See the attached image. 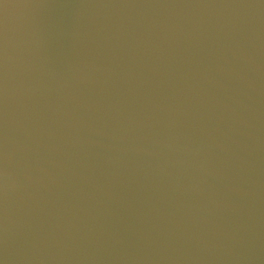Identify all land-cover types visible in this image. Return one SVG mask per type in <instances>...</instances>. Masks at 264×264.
<instances>
[{
    "label": "water",
    "instance_id": "water-1",
    "mask_svg": "<svg viewBox=\"0 0 264 264\" xmlns=\"http://www.w3.org/2000/svg\"><path fill=\"white\" fill-rule=\"evenodd\" d=\"M2 264H264V0H0Z\"/></svg>",
    "mask_w": 264,
    "mask_h": 264
},
{
    "label": "snow or ice",
    "instance_id": "snow-or-ice-1",
    "mask_svg": "<svg viewBox=\"0 0 264 264\" xmlns=\"http://www.w3.org/2000/svg\"><path fill=\"white\" fill-rule=\"evenodd\" d=\"M0 264H2V262H0Z\"/></svg>",
    "mask_w": 264,
    "mask_h": 264
}]
</instances>
